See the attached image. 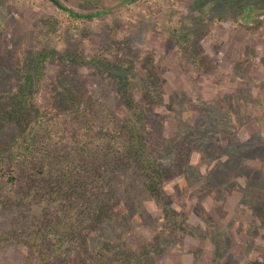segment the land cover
I'll list each match as a JSON object with an SVG mask.
<instances>
[{"label": "rangeland", "instance_id": "374dc122", "mask_svg": "<svg viewBox=\"0 0 264 264\" xmlns=\"http://www.w3.org/2000/svg\"><path fill=\"white\" fill-rule=\"evenodd\" d=\"M60 1L90 17H71L51 0H0V108L11 102L24 67L49 46L94 61L68 65L64 75L82 96L125 119L131 110L106 61L127 57L149 150L167 175L152 193L131 163L96 174L91 184L105 178L116 203L98 223L78 227L85 254L47 253L40 241L29 246V229L57 227L60 206L67 207L42 180L51 156L37 158L16 184L21 191L36 186L33 208L0 203V237L20 231L0 247V264H93L104 244L137 253L139 264H264V0ZM61 70L48 63L33 106L53 108ZM67 131L55 133L56 146L74 155ZM18 168L8 167L15 175ZM6 193L16 195L9 187Z\"/></svg>", "mask_w": 264, "mask_h": 264}, {"label": "trees", "instance_id": "16d2710c", "mask_svg": "<svg viewBox=\"0 0 264 264\" xmlns=\"http://www.w3.org/2000/svg\"><path fill=\"white\" fill-rule=\"evenodd\" d=\"M51 1L67 10L71 17H90V14L82 15L64 6L60 0ZM88 3L89 0H83L81 5ZM252 7V12L257 10L254 5ZM181 37L184 41L190 38L187 35ZM125 59L114 63L106 61L108 68L112 70H108L107 74H114L117 78V91L124 98L127 108L131 110V115L125 119L116 120L108 107L95 99L82 96L81 89L78 91L75 89V81L64 75L66 66L87 62L82 55L60 53L49 46L43 47L24 67L11 102L3 109L0 108V203L4 205L16 202L17 208L24 210L26 207L27 211L33 208L36 186L30 189L24 187L21 191L22 187L19 188L16 184L20 179H27L29 168L35 170L37 158H45L44 156L49 154L51 159L46 166L50 169L44 173L45 177L43 176L42 180H47L51 188L49 193L61 197L63 206L65 204L67 207L65 211V208L60 206L61 214L57 222L59 225H55L58 228L52 227L51 222H48L42 228L37 224L36 227L34 225V228L29 229L30 238L27 239V243L32 248L40 241L41 249L47 253L51 249L52 253L70 250L75 254H85V250L78 244L82 242L78 227L83 230L86 226L98 223L110 213L113 204L116 203L106 191L105 178L97 184L95 182L91 184L89 180H96V174L100 175L102 172L107 174L115 167L123 165L122 162L131 163L139 168V174L145 178V187L152 193L161 189L166 179L167 171L163 170L149 150L144 128L145 111L139 103H135L132 90L129 88L131 75L128 72L133 70L134 65L127 57ZM49 62H57L62 66L52 86L54 97L52 109L33 106L30 102ZM87 64L96 66L92 60ZM62 129L68 130L66 133L72 132L70 142L71 148H74L72 150H75L74 155H67L66 148L56 146L54 135L60 133ZM64 136L62 133L63 138ZM16 144L22 148L21 151H16ZM100 153L103 156L101 158L97 157ZM14 163L19 166L18 169H12L16 175L11 174V169H8ZM8 187L13 188L14 195L16 193L14 197H9L6 193ZM51 197L48 196V199L51 200ZM165 208L166 216H170L169 220L183 228L178 222V217L173 216L175 213L167 209L168 207ZM80 222H84L85 226L80 225ZM31 230H38L35 236L31 237ZM16 232L20 233L15 229L0 237V247L14 239ZM43 244L46 245L45 248L42 247ZM135 254L137 253L125 251L115 244H104L92 259L93 264H139L134 257Z\"/></svg>", "mask_w": 264, "mask_h": 264}]
</instances>
